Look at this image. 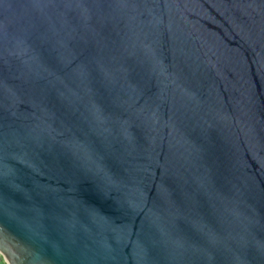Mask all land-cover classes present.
I'll return each mask as SVG.
<instances>
[{
	"label": "water",
	"instance_id": "95a60500",
	"mask_svg": "<svg viewBox=\"0 0 264 264\" xmlns=\"http://www.w3.org/2000/svg\"><path fill=\"white\" fill-rule=\"evenodd\" d=\"M0 264H264V0H0Z\"/></svg>",
	"mask_w": 264,
	"mask_h": 264
}]
</instances>
